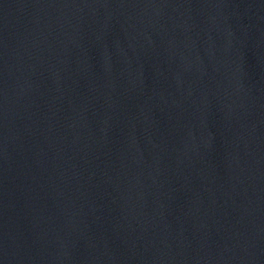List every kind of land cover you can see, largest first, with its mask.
<instances>
[{"label": "water", "instance_id": "1", "mask_svg": "<svg viewBox=\"0 0 264 264\" xmlns=\"http://www.w3.org/2000/svg\"><path fill=\"white\" fill-rule=\"evenodd\" d=\"M0 264H264V0H0Z\"/></svg>", "mask_w": 264, "mask_h": 264}]
</instances>
